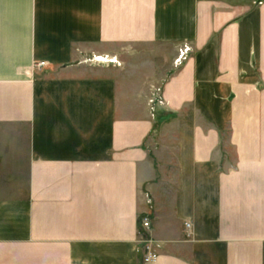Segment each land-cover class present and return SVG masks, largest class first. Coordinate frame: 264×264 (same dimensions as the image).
<instances>
[{
    "label": "crops",
    "instance_id": "1",
    "mask_svg": "<svg viewBox=\"0 0 264 264\" xmlns=\"http://www.w3.org/2000/svg\"><path fill=\"white\" fill-rule=\"evenodd\" d=\"M238 2L0 0V264H264V0Z\"/></svg>",
    "mask_w": 264,
    "mask_h": 264
},
{
    "label": "built area",
    "instance_id": "2",
    "mask_svg": "<svg viewBox=\"0 0 264 264\" xmlns=\"http://www.w3.org/2000/svg\"><path fill=\"white\" fill-rule=\"evenodd\" d=\"M44 65H45L44 61L38 62L36 64V66H44ZM143 226L144 227H148L149 226V221L147 219L144 220ZM185 227H186V229L188 231V234L190 235L191 223L188 222V221L185 222ZM145 250H146V253L144 255L143 261L145 263H149V264L153 263L157 259L158 253L153 248L151 240H146V242H145Z\"/></svg>",
    "mask_w": 264,
    "mask_h": 264
},
{
    "label": "rangeland",
    "instance_id": "3",
    "mask_svg": "<svg viewBox=\"0 0 264 264\" xmlns=\"http://www.w3.org/2000/svg\"><path fill=\"white\" fill-rule=\"evenodd\" d=\"M238 1H239L238 4H237L238 7L242 8V9H245V8L252 7L253 4L255 5V3H258V2H260L262 0H238Z\"/></svg>",
    "mask_w": 264,
    "mask_h": 264
}]
</instances>
